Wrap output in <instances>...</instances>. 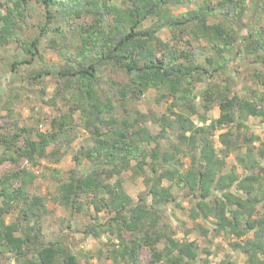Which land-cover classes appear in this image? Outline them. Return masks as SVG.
Masks as SVG:
<instances>
[{
  "label": "trees",
  "instance_id": "16d2710c",
  "mask_svg": "<svg viewBox=\"0 0 264 264\" xmlns=\"http://www.w3.org/2000/svg\"><path fill=\"white\" fill-rule=\"evenodd\" d=\"M171 2L175 1L0 0V47L17 43L16 51L21 52H15L17 60L10 64V69L29 65L31 69L23 77L29 85L41 84L48 76L57 79L55 95L70 92L67 101H72L67 112L52 120V132L37 131L33 138L31 127L15 123V131L0 127V167L5 162L16 165L22 158L33 166L42 158H55L58 162L59 143L62 141L65 147L76 139L78 125L74 114L81 112L80 120L91 142L80 146L74 160L80 167L86 158L92 169L84 173L79 168L71 170L70 179L59 183L54 201L78 213L84 205L82 196H93L97 211L108 209L115 213L109 228L118 232L119 243L108 249L111 264H139L143 247L151 251L149 264L197 262L195 244L173 238L172 229L164 221L163 207L175 203L177 198L172 185H163L164 180L188 189L186 196L193 202L191 217L212 218L213 238L226 232L235 239L231 243L233 250L243 252L249 264H264V141L255 146L261 139L250 132L248 125L249 117H261L264 122V92L258 93L260 102L254 101L235 91L229 77H214L239 52L249 78L264 89V26L257 25L263 2L205 0L202 6L181 15L171 12ZM32 3L45 12L44 19L34 24L39 35L19 39ZM216 10L224 11L226 19L209 24ZM246 13L249 21L245 24ZM148 20L155 21L144 28ZM163 28L171 31L172 45L159 37ZM246 28L242 34L241 30ZM184 33L189 39H184ZM193 40L211 45L213 55L207 58L208 67H202L193 54L181 49ZM45 41L50 50L63 58V65H47L43 54ZM204 76L208 81L201 91L202 125H197L192 120L199 112L194 90ZM103 82L108 84L107 90ZM150 89L159 92L158 101L172 99L173 109L169 113L148 115L137 109L135 113L130 111L131 105ZM10 92L5 104L19 97L14 90ZM214 104L220 108V117L207 124L205 113ZM149 121L160 125L158 134L150 131ZM226 128L219 135L222 147L217 152L212 136ZM167 129L175 131L176 136L162 145L158 138L167 137ZM152 143L156 146L149 150L147 146ZM52 144L58 148L47 153ZM231 153L238 155L242 175H237L234 168L223 174L225 158ZM186 157L191 160L189 165L184 161ZM127 170L144 176L151 204L142 198L134 205L121 178L111 183ZM35 178L36 174L27 169L0 177V264H10L6 254L12 255L9 260L16 264H82L62 241H40L27 228L37 210L45 207L43 197L27 190ZM17 207L20 215L7 222L6 214ZM90 228L98 232L97 226ZM199 228L209 236L208 228ZM201 261L209 264L206 259ZM220 264L236 263L226 258Z\"/></svg>",
  "mask_w": 264,
  "mask_h": 264
},
{
  "label": "rangeland",
  "instance_id": "374dc122",
  "mask_svg": "<svg viewBox=\"0 0 264 264\" xmlns=\"http://www.w3.org/2000/svg\"><path fill=\"white\" fill-rule=\"evenodd\" d=\"M175 2L169 3L171 12L175 15H181L188 10L197 9L202 6L205 0H174ZM212 3H216L218 0H210ZM260 4L263 2L261 11L259 12V22L257 25L264 26V0H259ZM251 10V9H250ZM253 10V8H252ZM30 13L25 18V22L22 23L23 28L18 34L19 39L33 38L39 35V30L34 24L44 19V10L32 3L30 5ZM224 11L216 10L215 16H212L209 20V24L219 23L221 20H225L223 15ZM221 14V15H220ZM257 19V18H256ZM155 20L146 21L144 28L151 26ZM249 18L247 13L243 19V23H248ZM24 24V25H23ZM251 25V24H250ZM237 30H240L236 26ZM246 29H242L241 33L245 34ZM159 37L167 43H172V33L168 28H163ZM185 40L189 39V36L184 33ZM71 42V38L68 40ZM172 45V44H171ZM17 43L9 44L0 47V127L12 128L11 131H15L14 123L19 127H31L34 129L33 138L36 137V132L51 131V123L55 117L61 116L69 110L68 96L71 97L70 92L62 93L57 97L55 91L58 87V80L48 76L41 84L29 85L23 81V77H26L30 71V66L27 64L19 65L17 70H11L10 64L17 60L16 51ZM209 45L204 40H193L192 44L181 49L188 50L195 56L196 63L202 67H208L207 58L212 56L213 52ZM71 51V50H70ZM75 49H72L74 52ZM240 51V50H238ZM43 54L47 65L52 63L57 65H63L65 61L54 51L50 50L47 41L43 43ZM227 55V54H226ZM230 57V55L228 56ZM217 58H219L217 56ZM216 58V59H217ZM223 61V58H219ZM183 59H181L182 61ZM224 62V61H223ZM226 67L219 71L214 77L216 80H221L224 77H229L232 81L235 91H240L245 97L252 98L260 102L259 94H263L264 89L251 80L248 76L245 66L243 65L242 55L236 54L233 59L226 61ZM50 68V66H49ZM207 77V76H206ZM208 78L203 77L195 86L194 94L197 95L195 103L198 113L192 116L195 124L202 125L200 113H203L201 91L205 88V83ZM104 88H109L108 84L103 82ZM14 90L19 96L14 102L5 104V100L12 94L10 91ZM259 93V94H258ZM160 94L155 89H150L144 96L137 102L130 103V111L135 113L136 109L141 113H169V109H173L171 101L172 99L157 100ZM116 103L119 104V101ZM262 106V105H261ZM260 106V108H261ZM10 107V108H7ZM177 110V108H175ZM220 108L217 104H214L212 109L205 113L207 117V124H211L213 120L220 117ZM81 112L74 114V120L77 126V136L70 134V137H76L73 142H70L65 147L61 141L59 154V161L55 162V158H42L38 165L33 166L30 161L22 158L18 164L12 165L9 162H5L0 167V177L3 174L9 172H17L21 169H27L36 174V178L33 183L27 186V190L31 195L40 196L44 198L45 207H41L37 210V216L33 217L27 224V228H31L33 235H38V239L48 242L62 241L69 249L75 253L82 264H111V259L108 258V249L112 244L119 243V237L117 231H112L109 228L111 220L114 218L115 213L110 212L108 209H102L97 211V204H94L91 197L82 196L81 201L84 204L83 208L76 212L61 206L54 201V194L61 180L70 179V171L76 168L81 173L92 169V164L86 158L82 159V164L77 167L74 160V153L78 152L80 146L90 143V134L84 128L82 121L80 120ZM248 125L250 132L258 136L261 140L254 143L255 146H260V143L264 141V122L261 117H249ZM148 128L153 134H158L161 131V127L158 124H154L149 121L147 123ZM219 130L214 133L212 139L215 142L217 152L220 151L222 144L219 141V135L222 132L227 131ZM176 136L175 131L167 129V137H159L158 141L162 145L169 140H174ZM66 141V140H64ZM241 141H244L241 138ZM23 139L21 138V144ZM156 146L155 143L148 145V149L151 150ZM56 144H52L48 147L47 153L57 149ZM246 147L243 148V153ZM3 155V148L0 146V156ZM221 155V154H220ZM186 165L191 163L189 157L184 158ZM225 166L223 168V174L229 173L234 168L237 175H242L243 168L238 161V155L231 153L225 158ZM136 164V161H133ZM185 165V167H186ZM149 170V169H148ZM121 178L125 191L130 195L134 201V205L141 202L142 198H145L148 204H151V197L146 196V184L144 176L136 175L134 171L127 170L122 172L121 176H115L111 183H114L117 179ZM19 185V182H16ZM164 186H171L173 194L177 197L175 203H170L163 207L166 225L169 229H172V237L179 240H186L193 242L198 248L199 257L195 264H202V259H206L209 264H220L221 261L228 258L236 264H249L248 257L240 250H233L231 243L235 239L228 236L226 232L222 231V234L216 238L212 235V226L215 222L212 218L203 219L199 217L194 219L191 217V209L193 207L192 199L186 196L188 189L180 188L173 182L164 180ZM196 200V199H194ZM0 205H2V198H0ZM100 205V203H99ZM261 205L259 209L262 210ZM76 213V214H75ZM20 215V207L14 208L10 214H6L5 218L7 222H12ZM106 223V224H105ZM113 223V222H112ZM208 228L210 232L209 236H205L202 229ZM91 226H97L98 232L91 230ZM249 237H253V233L249 234ZM243 238L241 240H245ZM7 257L12 255L6 254ZM7 260V263L16 264L14 260ZM12 259V258H11ZM152 261V254L148 247H143L139 253V264H149ZM158 264H166V262H160Z\"/></svg>",
  "mask_w": 264,
  "mask_h": 264
}]
</instances>
